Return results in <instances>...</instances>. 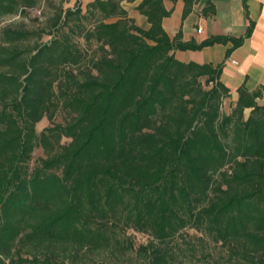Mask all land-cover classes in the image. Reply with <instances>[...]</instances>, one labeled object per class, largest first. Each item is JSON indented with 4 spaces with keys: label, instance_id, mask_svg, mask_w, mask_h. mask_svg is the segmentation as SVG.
Here are the masks:
<instances>
[{
    "label": "trees",
    "instance_id": "obj_1",
    "mask_svg": "<svg viewBox=\"0 0 264 264\" xmlns=\"http://www.w3.org/2000/svg\"><path fill=\"white\" fill-rule=\"evenodd\" d=\"M124 1L139 0H95L84 13L78 0L73 10L0 0V18L54 8L48 43L0 28V264H264V89L243 84L233 102L222 64L173 54L237 48L250 29L183 43L181 31L171 40L162 27L163 0L137 6L149 30ZM60 110L64 124L36 132ZM130 229L148 241L134 246ZM189 229L203 247L179 243Z\"/></svg>",
    "mask_w": 264,
    "mask_h": 264
},
{
    "label": "crops",
    "instance_id": "obj_2",
    "mask_svg": "<svg viewBox=\"0 0 264 264\" xmlns=\"http://www.w3.org/2000/svg\"><path fill=\"white\" fill-rule=\"evenodd\" d=\"M78 1L83 13L95 2ZM140 2L124 1L121 6L138 28L149 30L147 18L137 11ZM72 5L69 9L73 10ZM163 6L170 15L162 20V27L171 40L181 31V42L198 45L213 37L239 39L250 29V35L237 48L228 41L198 50H175L173 54L182 63L213 67L222 64L219 80L230 90L233 102L237 101V89L243 84L250 92L259 87L264 89V0H195L186 17H183L185 0H163ZM114 21L110 19L107 23ZM258 103L264 105V90ZM248 112V109L244 111L246 116Z\"/></svg>",
    "mask_w": 264,
    "mask_h": 264
},
{
    "label": "rangeland",
    "instance_id": "obj_3",
    "mask_svg": "<svg viewBox=\"0 0 264 264\" xmlns=\"http://www.w3.org/2000/svg\"><path fill=\"white\" fill-rule=\"evenodd\" d=\"M54 1H62L63 2V9L66 10L68 8H70V5L73 4L71 7L74 8L76 6V3L73 0H54ZM54 12V8L51 6L49 7L46 4H41L39 6H37L35 9H27L25 11L24 14H22V16H7L4 18H0V28L8 25V24H13L16 25L20 28H24L28 31H33L35 32V35L29 39V43L33 44L34 43H48L50 42L51 38L49 35L44 34L43 29H45V31H48L47 29V25H48V19L51 17V14ZM86 25H88L87 22H84ZM64 32L68 33L69 27H66L63 29ZM42 33V34H41ZM41 34L42 36L40 38H38V35ZM55 35L56 32H54ZM59 36V34H58ZM72 42L75 44H78L80 47L85 48L86 44L84 42V40L82 38H79L78 36H74L72 35ZM229 109V101H224L221 111L223 113L228 112ZM247 115L249 113H246ZM54 121L52 123H50L47 119H43L41 122H39V124L36 125V132L40 134V132L47 128V127H51L54 124H64L67 120L65 114L63 111H58V113L56 114V116L54 117ZM62 142H67L66 139H63ZM41 156H43V152L42 149H37L34 151L33 153V158L31 163V166L34 165V161L39 159ZM127 237L132 240L134 246H138V245H142L145 244L149 237L148 235H144L141 233H137L135 231H133L132 229L127 230ZM184 233H188L190 235V237L186 236L185 234L183 235V238H179V243L183 246H185V243H189V242H193L196 245H201L203 247L202 244H200V242L197 239L194 238H198V237H202V235L194 230H185ZM192 237V238H191ZM209 248H206V251ZM211 252L213 253H218V249L213 247L211 245L210 248ZM200 254V249H198V253L197 256H199ZM104 263L106 264H112V260L108 257H106L103 260ZM135 264H141V262L139 260L134 261ZM89 264V263H88ZM191 264V263H190ZM196 264H200V263H196Z\"/></svg>",
    "mask_w": 264,
    "mask_h": 264
}]
</instances>
